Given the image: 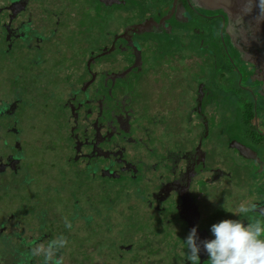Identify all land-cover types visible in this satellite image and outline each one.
<instances>
[{"label":"flooded vegetation","instance_id":"af4514ba","mask_svg":"<svg viewBox=\"0 0 264 264\" xmlns=\"http://www.w3.org/2000/svg\"><path fill=\"white\" fill-rule=\"evenodd\" d=\"M258 3L0 0V264H43L33 242L60 235L64 264H191L183 242L193 227L199 264H209L201 242L215 238L214 223L264 219V30L248 17ZM119 9L110 33L103 20ZM234 14L245 18L243 41ZM184 88L187 108L176 101ZM234 93L241 100L229 105ZM39 108L54 119L28 116ZM53 149L77 178L129 182L114 209L130 191L136 201L108 221L100 194L111 191L52 178L40 154ZM249 201L253 211L233 214ZM136 212L149 228L132 229Z\"/></svg>","mask_w":264,"mask_h":264},{"label":"clouds","instance_id":"9594fccd","mask_svg":"<svg viewBox=\"0 0 264 264\" xmlns=\"http://www.w3.org/2000/svg\"><path fill=\"white\" fill-rule=\"evenodd\" d=\"M252 202H242L235 215L247 214L255 209ZM65 227L71 229V223L65 218ZM214 239L202 241L208 254L209 264H264V219H255L246 224L243 220L224 219L211 226ZM197 230L193 227L183 243L187 245V260L199 264L200 244L197 243ZM30 249V256L43 257V264H64L58 256L67 246L68 240L60 235L47 244L35 243Z\"/></svg>","mask_w":264,"mask_h":264},{"label":"rangeland","instance_id":"374dc122","mask_svg":"<svg viewBox=\"0 0 264 264\" xmlns=\"http://www.w3.org/2000/svg\"><path fill=\"white\" fill-rule=\"evenodd\" d=\"M79 3H81L79 1ZM126 11H130L131 8L128 7L127 9H125ZM119 12H120V9L118 12L116 11H113V12H107V15L105 16L104 20H103V25H104V28L106 31L108 32H113L116 27H118L122 22L120 20V17L118 16L119 15ZM128 13V12H127ZM197 24H199L197 22ZM97 45V44H96ZM59 48V47H58ZM88 49H90L88 47ZM72 51L75 55V59H79V54H78V46L77 45H73L72 46ZM14 68H16V65L13 66ZM47 69L49 70V73H50V70L51 68L49 66H47ZM46 79H47V76H46ZM208 84V82L206 83V85ZM181 85H182V82H181ZM164 94V96H168L171 94V90L167 89L165 91H162ZM148 93V92H147ZM148 94H151V93H148ZM189 95V97L187 96ZM171 97H172V102H173V95L171 94ZM176 101L181 103L185 108H187L189 106V104L192 102L193 100V96L187 91L186 88H184L178 95H176ZM235 97V99H234ZM189 98V99H188ZM244 100H246L245 96H243ZM188 99V100H187ZM225 99L228 101L229 105H231V103H235V101L237 100H241V98L239 97V95L237 93H234V96L232 94H229L228 96L225 97ZM139 100H144V98L141 97V95L139 96ZM169 103V105L172 104ZM32 112H36V118H39V119H43L45 117H48L50 118L51 120L54 119V115H53V108H50L49 112L44 115L43 114V109L42 108H39L38 110H33V111H30L28 113V116L32 113ZM27 137H28V141L29 143L31 144L33 142L32 140V131L27 133ZM48 138V137H46ZM52 141V144H53V140ZM189 145H193L191 143H189ZM66 146V144L62 143V142H58V145H57V149L60 150V149H63L64 147ZM210 146V145H209ZM7 154V151L5 150V148L3 149H0V155H6ZM40 158H43L45 159V161H47L46 163H53L54 165V172L51 174L52 175V178L58 176V177H63L66 179V174H69V180H76L75 183H70V185H76L78 184V181L77 180H81L85 183L86 185V188L88 190H90V193L92 191L95 192V195L98 197L99 196V190L102 189L100 187L104 186L105 188L109 189L111 192L110 193H105L104 196L102 197L101 194H100V197L103 199V205L101 206L100 208V211L107 217L108 221L110 222H114V216L117 215L118 213L121 212V209L124 208V205H129L131 201L135 202L136 201V193H131V191L129 192V195L128 197L126 198V200L123 202V200H121V205L114 209V198L118 195H121L123 196L126 191L129 189V187H126L125 185L127 186H130V183H126L125 185L120 182V181H114L112 180L111 182H109L110 180H102L100 178H98L99 180H95V178H91L90 177V172H87L85 173L82 177L80 178H77L72 172H71V167H68L65 163H64V160H61V156L56 152L54 151L53 149V152H48L47 154H40ZM36 159V157H35ZM73 170H76L75 168H73ZM33 190V188H32ZM105 191V190H103ZM116 192V195H112L113 192ZM138 192V191H136ZM68 195V193L66 194V196ZM79 194L76 195V197H78ZM233 198L230 197V200H232ZM101 202V203H102ZM100 203V204H101ZM229 205V208H232L234 210L235 208V205H236V201H228L227 203ZM2 208L3 210H5L7 208V205L6 204H3L2 205ZM63 213L65 212V210H61ZM5 212H7V210H5ZM137 213V212H136ZM137 213L136 215H134V219L136 221H132V229L134 228L135 230L137 231H140L142 229H147L149 228L146 224V222L143 220V218ZM235 217V215H234ZM66 218L68 219V221L70 222V217L69 216H66ZM14 219H16L14 217ZM239 220L238 218H233V220ZM240 220H243V222L247 223V222H250L252 221L249 217V215H245L244 217H242ZM124 228V227H123ZM161 231L160 234L162 235L163 237V227L160 226L159 227ZM151 233L153 234H156V230L152 231Z\"/></svg>","mask_w":264,"mask_h":264},{"label":"water","instance_id":"95a60500","mask_svg":"<svg viewBox=\"0 0 264 264\" xmlns=\"http://www.w3.org/2000/svg\"><path fill=\"white\" fill-rule=\"evenodd\" d=\"M258 4L257 6L254 8V11H253V8H252V12H248V17L249 15L252 16L254 14V17L252 20L256 23V26L259 28V30L263 31L264 30V0H258ZM241 15V13H240ZM240 15H235L233 17H231V21L236 23V25L238 26V29L234 31L235 33V36L240 40V41H243V39L245 38V35H247V31H242L241 28H243L245 25L243 24V19L245 18H242ZM246 22V21H245ZM234 26V25H233ZM240 29V30H239ZM252 29V28H251ZM248 36V35H247ZM246 41V40H245ZM244 41V42H245ZM243 45V44H242ZM235 46L237 48H239V51L241 53H243L244 55H247V56H252V58H256L255 54L254 53H251L250 50L240 46L238 43H235ZM244 46V45H243ZM251 53V54H250ZM205 127V126H204ZM198 230V229H197ZM199 232H202L200 230H198ZM204 234H206L205 232H203Z\"/></svg>","mask_w":264,"mask_h":264}]
</instances>
